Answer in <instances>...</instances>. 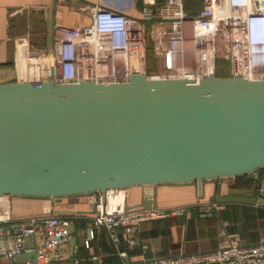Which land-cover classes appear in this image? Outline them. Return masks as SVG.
Here are the masks:
<instances>
[{
  "label": "water",
  "instance_id": "water-1",
  "mask_svg": "<svg viewBox=\"0 0 264 264\" xmlns=\"http://www.w3.org/2000/svg\"><path fill=\"white\" fill-rule=\"evenodd\" d=\"M264 168V79L134 72L128 80L0 82V196L53 197L197 182ZM220 201L264 205L252 195ZM144 206L145 203L142 204ZM62 212V210H56ZM73 249L77 227L67 226ZM18 263L38 259L32 234Z\"/></svg>",
  "mask_w": 264,
  "mask_h": 264
},
{
  "label": "built area",
  "instance_id": "built-area-1",
  "mask_svg": "<svg viewBox=\"0 0 264 264\" xmlns=\"http://www.w3.org/2000/svg\"><path fill=\"white\" fill-rule=\"evenodd\" d=\"M221 4V6H219ZM92 23L73 27L54 24L49 48L33 45L27 35L14 38L16 79L43 81L54 75L59 81L98 82L128 80L134 72L154 77L200 79L217 60L230 62L231 73L243 68L249 78L264 79V0H205L197 12L185 8V0L150 1L137 17L102 3L90 6ZM150 33L154 55L162 69L148 72L147 41ZM211 55V61L207 60ZM159 62V61H158ZM0 196V244L11 261L31 250L26 235L42 238L35 246L38 259L13 264H49L60 246L69 240L68 221L58 214L16 216L8 197ZM7 198V199H6ZM95 224L105 226L118 264H251L264 262V241L244 243L239 236L223 239L213 250L176 255H157L139 261L128 259L120 247L123 228L133 232L143 221L173 214H189L190 205L128 207L111 206L103 196L95 200ZM212 213L218 201L203 202ZM78 264V262H75Z\"/></svg>",
  "mask_w": 264,
  "mask_h": 264
},
{
  "label": "crops",
  "instance_id": "crops-1",
  "mask_svg": "<svg viewBox=\"0 0 264 264\" xmlns=\"http://www.w3.org/2000/svg\"><path fill=\"white\" fill-rule=\"evenodd\" d=\"M150 1L153 0H0V82L17 78L14 67L16 36L27 35L33 45L47 48L54 24L82 27L92 23L90 6L93 4L102 3L141 17L143 8ZM156 1L158 4L164 2ZM204 4L205 0L202 7ZM261 170L250 174L255 180L250 186L241 185L237 177L207 179L201 194L197 182L133 185L109 190L107 201L111 206L125 203L128 207H139L145 203L150 206L186 204L191 207L189 214L143 221L131 233L121 228L120 247L128 252L129 260L139 261L157 255L213 250L230 236H239L248 244L264 241V205L218 199L221 195L250 196L255 184H259V192L264 195V172ZM101 195V192H94L66 196L60 201L53 197L11 195L8 201L16 216L58 214L68 221L67 226L73 223L77 227L75 248L69 236L49 264H118L122 258L107 228L95 224V200ZM208 201H218V209L212 213L203 211L200 205ZM33 240L37 246L42 238L33 235ZM30 243L31 240H26L27 245ZM13 263L18 262L11 261L0 244V264Z\"/></svg>",
  "mask_w": 264,
  "mask_h": 264
},
{
  "label": "rangeland",
  "instance_id": "rangeland-1",
  "mask_svg": "<svg viewBox=\"0 0 264 264\" xmlns=\"http://www.w3.org/2000/svg\"><path fill=\"white\" fill-rule=\"evenodd\" d=\"M49 45H47V48H49ZM147 54H148V59L150 60V63L148 62V67L147 71L150 73L158 71L162 69L161 61L158 60L157 62L155 60V55H154V47H153V41L151 39L150 33H148V41H147ZM150 66L152 68H150ZM217 73L220 75H229L231 74V69H230V62L224 59H218L217 60Z\"/></svg>",
  "mask_w": 264,
  "mask_h": 264
},
{
  "label": "trees",
  "instance_id": "trees-1",
  "mask_svg": "<svg viewBox=\"0 0 264 264\" xmlns=\"http://www.w3.org/2000/svg\"><path fill=\"white\" fill-rule=\"evenodd\" d=\"M204 0H185V8L189 12H197L201 9L203 5ZM155 60L158 62V58L155 56ZM148 62L150 63V60L148 59ZM150 68H152L150 66ZM264 172V168L261 170ZM238 182L241 185L250 186L254 184V179L251 178L250 174L242 175L237 177Z\"/></svg>",
  "mask_w": 264,
  "mask_h": 264
},
{
  "label": "bare ground",
  "instance_id": "bare-ground-1",
  "mask_svg": "<svg viewBox=\"0 0 264 264\" xmlns=\"http://www.w3.org/2000/svg\"><path fill=\"white\" fill-rule=\"evenodd\" d=\"M207 60L211 61V55H208Z\"/></svg>",
  "mask_w": 264,
  "mask_h": 264
}]
</instances>
